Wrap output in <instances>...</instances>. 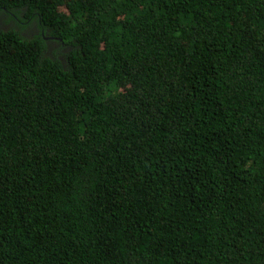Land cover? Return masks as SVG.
I'll return each mask as SVG.
<instances>
[{
	"label": "trees",
	"instance_id": "16d2710c",
	"mask_svg": "<svg viewBox=\"0 0 264 264\" xmlns=\"http://www.w3.org/2000/svg\"><path fill=\"white\" fill-rule=\"evenodd\" d=\"M0 15V264H264V0Z\"/></svg>",
	"mask_w": 264,
	"mask_h": 264
},
{
	"label": "flooded vegetation",
	"instance_id": "af4514ba",
	"mask_svg": "<svg viewBox=\"0 0 264 264\" xmlns=\"http://www.w3.org/2000/svg\"><path fill=\"white\" fill-rule=\"evenodd\" d=\"M4 16L0 15V25H4ZM19 22L14 21L15 25H18ZM15 27V26H14ZM37 25L33 24L28 26L27 28H24V30L22 31L21 35H27V36H32L35 32L37 33L38 29H37Z\"/></svg>",
	"mask_w": 264,
	"mask_h": 264
},
{
	"label": "rangeland",
	"instance_id": "374dc122",
	"mask_svg": "<svg viewBox=\"0 0 264 264\" xmlns=\"http://www.w3.org/2000/svg\"><path fill=\"white\" fill-rule=\"evenodd\" d=\"M63 51H64V50H63ZM64 52H66V51H64ZM64 52H63V53H64Z\"/></svg>",
	"mask_w": 264,
	"mask_h": 264
}]
</instances>
